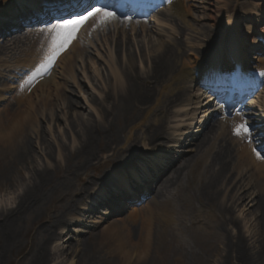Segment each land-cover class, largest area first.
I'll return each mask as SVG.
<instances>
[{
    "label": "rangeland",
    "instance_id": "obj_1",
    "mask_svg": "<svg viewBox=\"0 0 264 264\" xmlns=\"http://www.w3.org/2000/svg\"><path fill=\"white\" fill-rule=\"evenodd\" d=\"M215 1L219 5L218 9L216 10L212 6L211 10L205 11L204 5L201 4L202 0H189L188 3L192 6V11L187 17V25L181 21L179 22L176 16L171 13L160 16L159 22L146 23L145 25L151 28V32H132L133 36L139 37L137 39L132 37L133 46H139L148 56V50L151 45L147 47L143 40L146 39L148 41L151 39L154 30L161 33L166 32L168 37L172 36L181 38L183 41L186 40L188 44L187 47H184L187 51L190 50V45L192 44L193 47H198L196 51L205 52L207 61H210V58L213 59L214 54L217 52L220 42H226L230 36L233 38L237 36L244 42L245 49H248V65L256 66L258 64L257 58L261 57V55L264 56V50L263 54H261L259 49L262 47L257 48L255 46L256 37L260 34L258 30L249 31L248 28H251V24L248 19H260L256 15L254 8L264 5V0H211L214 5ZM204 12L209 15L210 19L204 18ZM262 15L264 16V10ZM258 27L259 29L263 28L264 23L258 24ZM177 30L184 36L180 37L177 35ZM103 40L104 42L107 41L108 45L105 43L103 45L101 41L98 42L96 46L101 49L98 53L94 49H89L88 54L83 57L82 61L77 63L72 76L70 75L69 82L65 86V90L63 89L64 86L60 87L61 98L54 101L55 108L57 107L59 110L57 113L59 117L52 122L45 118L39 122L42 137L41 141H37L34 134L32 135L35 140V147L33 148L34 153L32 152L33 158L29 161V167L28 163L24 166L16 167L15 160L17 156L15 157L13 152H2L0 149V212L16 206V198L19 194L17 189L19 190L23 183L28 181L26 179L30 176L29 171L34 172L36 167L39 169L47 167L49 180L51 181V184L43 190L42 202L30 213L22 215L19 220L16 219L15 245L11 251L5 253V257H3L0 264H31L33 255L39 250V245L45 238L44 232L49 230L52 222L59 217L65 216L68 220H73L72 216H68V211L76 202L79 206L78 214L86 216L80 224L70 223L66 227L64 234L49 242L48 264H122L124 250L116 251L115 245L118 242H120L119 244L127 242L128 248L130 246L134 248L136 245L141 246L145 242L149 244L148 257L146 256L147 258L141 264H221L222 261L218 257V253L223 249L222 244L227 242L229 231L234 236L237 234L238 229L235 227L236 225L231 226L223 222L226 212L222 209L221 201L225 197L228 204L231 205L228 200V192H223L221 196L219 195L220 198L210 199V201H208V196L201 194L202 186H204L209 175L207 174L208 168L204 160H199L197 163L195 161L191 168L185 171L184 176L176 186L167 187L161 196L157 197V190L161 187L164 176L169 174L168 172L182 166L184 160L198 157L196 155H199V150L196 149L195 145L208 132V129L203 132L200 131L204 129L201 126L202 123H200L201 118L205 116L203 112L210 109V107L204 108V106L208 105V101L204 99L205 97H200L201 104L195 115L184 117L185 120L192 122L193 126H190L192 129L187 132L186 136L189 134L187 138L182 139V146H179V148L177 146L170 147V149L169 138L176 134L173 129L175 126L179 125L182 127L185 125L186 122L184 124L178 123L185 114L183 112L179 114V109H172V112L166 114V117L161 111L158 112L161 113L158 116L165 117L168 121L165 129L166 138L160 139L156 146H144L143 137L147 139L151 129L148 130L144 128L142 123L139 125L136 122L133 125L132 134L134 136L137 135V139L131 140L128 144L122 142L115 151L107 150L106 141L103 138L104 130L107 126L105 121H111L114 131L120 130L128 122L124 117H116L115 114L112 116L113 112L110 111L113 110L107 104V99L103 101L114 85V79L108 70L110 63H112V61L109 62V52L113 50L114 41L121 42L123 36L108 34L107 37L103 35ZM143 45L144 48H142ZM13 47L11 46V48ZM3 50L4 45L0 43V57L4 55L2 53ZM14 53L9 50L6 54L8 55L7 59L13 57ZM123 56L124 53H121V63L124 62ZM203 61L206 60L203 59ZM63 65L64 62L61 67L57 68V82L61 77L60 73ZM136 65L139 71L142 72L149 67L146 62H141L139 59L136 61ZM0 70L1 73L5 71L4 68H0ZM0 82L1 85L12 83L3 79L1 75ZM182 86L184 87V85ZM262 89L264 91V86ZM47 93L49 95L54 93V91L53 89L47 91L46 88H43L32 96L31 101L37 102L42 96L47 98ZM194 93L198 95L195 89L192 92L188 91L185 94V99L187 100ZM15 95L16 93L14 92L7 95L4 98L5 100L0 102V110L6 106L13 109L15 106ZM258 98L259 96L253 101L254 110L249 111H254L255 113L259 110L263 111V99L258 101ZM68 102L75 104L72 109L66 108ZM106 110L107 112L105 113ZM102 115L103 124L100 122ZM156 116L154 115L151 119L154 120L158 117ZM175 116L176 118L174 119ZM77 117H82L85 120L92 119L98 124L101 123L99 130L102 131V135L96 132L95 140L91 146L94 156L98 157L99 161L95 160V166L92 168H88V164L85 161L86 155L78 152L77 147L79 145L74 140L76 133L79 131L78 128H75ZM145 117V114H142L139 120L142 121ZM254 119L258 120L259 118L255 117ZM210 120L211 118L206 116L203 125L217 126L216 122L219 119ZM181 121L183 122L184 120ZM260 124V121H257V125ZM198 128H200L199 131H197ZM146 130L149 132L147 133ZM229 132H231V129ZM43 141L50 146L51 151L48 149L45 151L46 146ZM148 143L146 141L145 144L148 145ZM59 145L62 147L61 149ZM123 146L126 147L122 149ZM130 151L132 152L129 154ZM138 151L141 154H138L139 156L133 159L134 152ZM164 151H169L166 154L169 165H165L161 170L160 165L153 163L152 160L157 154L163 155ZM253 151L255 150L253 149ZM48 153L50 157L46 159L45 156ZM236 154L237 151L234 153L235 157ZM261 161L263 162L262 159ZM129 162H132V167L140 175L143 183L148 179L146 178L147 175L152 176L150 174L155 173L153 179H148L151 187L145 196L147 200L144 201L143 199L141 202L135 203L137 198L128 202V204L135 203L139 206V211L134 216L133 222H128L130 219L128 216L130 208L121 205L123 197L118 199L119 202H115L114 206L120 208L118 210H116V207H109L107 203L103 204L102 202H105L106 198L92 213L80 210V208H85L83 200L79 201L84 189L89 186L91 181L100 183L101 179L107 174L109 175L108 179H111L102 185H105L108 195L116 198L121 197L114 191L116 185H110L114 181L111 174L113 171L117 173L128 172L125 166ZM20 168L27 169L23 170ZM154 170H159V172H153ZM131 177L132 175H128V180H131ZM242 183L244 181H241ZM102 185L99 184V186ZM155 187L156 190L154 189ZM257 187L254 184L244 190H247V193L254 199L257 197ZM90 193L92 194L90 199L96 198V202L103 198V196L96 195L95 189L91 190ZM90 199L85 204L93 207L94 205L92 206L91 204L94 202ZM239 204L237 203L232 215L240 224L241 231L246 236L251 253L255 254V256L260 255V260H258L257 264H264V226L262 227L258 224L260 214L259 212L250 213L252 209L248 211L247 208L245 212H242L244 209ZM255 204L256 202L253 203V207ZM104 210H108L109 213L106 211L108 214H100ZM165 214L173 220L165 218ZM94 217L99 219L98 224L92 223V218ZM215 219L216 221L214 222ZM54 231L57 234L61 233V229H55ZM6 233L0 226V248L5 244L6 235L9 234V232ZM49 234L52 233L48 232L47 235L49 236ZM135 260L138 261L137 258ZM226 264L238 263L235 259H232Z\"/></svg>",
    "mask_w": 264,
    "mask_h": 264
},
{
    "label": "bare ground",
    "instance_id": "obj_2",
    "mask_svg": "<svg viewBox=\"0 0 264 264\" xmlns=\"http://www.w3.org/2000/svg\"><path fill=\"white\" fill-rule=\"evenodd\" d=\"M21 1L24 0H0L1 25H11V20L15 19V8H17L19 2ZM188 1L189 0H170V11H167L166 14L171 13L172 15H175L179 22L181 21L187 25V17L192 11V6L188 3ZM201 4L204 5L205 11L211 10L212 6H214L217 10L219 6L217 2L214 5L211 0H202ZM261 10H264L263 5ZM261 10L259 7L258 9L254 8L257 15L262 12ZM205 13L206 12H204V18L210 19L209 15ZM79 15L81 14L75 12L74 14L57 21L55 23L56 25H53L52 23L50 26L37 27L28 30L27 35H24V37H28L26 41L30 43V47L23 51L20 47L17 49L16 46L14 51L12 50L15 52L13 57H10L9 59H7L8 55L6 54L9 52L10 44L15 38H17V35L12 40H9L7 47L4 48L3 52L1 51L4 55L0 57V68H4L5 71L1 73L0 70V75L3 79L12 83L1 85L0 82V85L2 86H0V102L5 100L4 98H6L7 95H10V93H16L14 108L11 109L6 106L4 109L0 110L1 151L13 152L15 157L17 156V159L15 160L16 167L24 166L27 163L29 167V161L33 158V148L35 147V140L32 138V135L34 134L37 141H41L42 137L39 122L44 118L52 122L55 118L59 117L57 115L59 110L57 107L55 108L54 101L61 98L60 96L62 94L60 92V87L64 86L63 89L65 90V86L67 82H69L77 63L82 61L83 57L88 54L89 49H94L96 53L100 52L101 49L96 45H98L97 43L100 41L103 45L104 43L107 44V41L104 42L105 39L103 40V35L107 37L108 34H113V36H123V40H121V42L114 41L115 45L113 50L112 52H109V62L112 61V63H110L108 70L112 75L111 77L114 79V85L112 89L108 91L103 101L107 99V104H109L111 110H113L110 111L113 112L112 116L115 114L116 117H124L127 119L128 123H126V125L120 130L114 131L111 121H105L107 126L105 127L103 138H105L106 141V149L115 151L117 150L118 145L122 142H126L128 144L131 140L137 139V135L134 136V134H132L134 128L133 125L136 122H138L139 125L142 123L144 128H147L148 130L151 129L150 133L146 130L148 138L146 139L143 137L142 141L144 146H156L160 139L166 138L165 129L168 119H165V117L166 114L172 112V109H179V114L183 112L185 115H183L181 120L184 121L182 122L180 120L178 123H186L182 127L178 125L173 128L174 133L176 134H173V137L169 138L171 145L169 148L177 146V148H179V146H182V139L185 137L187 138V132L192 129L190 126H193V123L185 120L184 117H189L190 115L194 116L198 111V107L201 102L200 95L198 96L195 93L191 94L186 100L185 94L188 91L192 92L195 88H197L195 90L197 93L200 91L198 83L201 79H203L208 70L205 67V63L208 62L205 52L202 53L196 51L198 47H193V44L190 45V50L187 51L184 47H187L188 44L186 40L185 42L181 38H174L172 36L168 37L166 32L161 33L154 30V32H152L153 40L152 38L148 41L146 39L143 40L145 41L147 47L151 45V48L148 50V57L147 53L139 48V46H133L132 37L134 39L139 37L133 36L132 32H151V28L149 26L142 24L140 26L133 27L129 25L127 26L125 23L119 25V23L115 22L114 19L105 22L107 21V17H105L102 12L98 13L96 17H90V20H88L81 31L83 34H81L82 41L80 40L77 44L75 43V45L71 48V51L64 54L56 67H53V60L59 54L55 47L58 46L60 40H54L50 43V45H48V40H50L53 36V31H57L58 25L63 24L66 20H77L81 17ZM159 19L160 18L158 17L156 21ZM248 20L251 24V28H248L249 31L258 30V33L262 35L261 38L258 36V40L255 41V46H257V48L263 47L261 43H263L264 40V27L259 29L257 25L261 22L264 23V17L261 20H256L254 18H249ZM176 34L180 37L184 36L183 34L181 35L178 30L176 31ZM24 37L21 36L19 39L21 40V38ZM30 37H33V40H31ZM43 37H47L49 39H43ZM19 41L15 42V45L19 44ZM243 44L244 42L237 36L234 38L230 36L226 42L223 41L219 43L218 51L220 56H222V61H218L229 64L230 66H232L233 63L236 64V68H232L225 64V69H227L225 74L229 76L231 80L235 74L238 75L239 73L243 77L241 79L246 80L249 76L252 78L250 75L251 73H255L257 74L256 77L264 80L263 55L257 58L258 64L256 66L246 65L247 68L244 69V71H246L241 73L240 70L243 64H248L249 61V58H247L248 49H245ZM142 48H144V45ZM263 50V48L259 49L261 54H263ZM121 53H124V62L122 63ZM216 53L213 58V63L218 59V54L216 55ZM43 57H45L44 60H42ZM47 57H49V63L47 67L44 68L43 65L45 64ZM13 59L15 60L12 61ZM138 59L149 65L146 71H139L136 65V61ZM203 59L206 61H203ZM63 62L64 65L62 67V72L60 73L61 77L59 78L58 83L56 80V71L58 67H61ZM214 77L216 79H220L221 75L215 74ZM29 81L31 82L29 83ZM182 85H184V87ZM43 88H46L47 91H51L53 89L54 93L49 95L47 93V98L42 96V98H39L37 102H32V96ZM259 97L258 101L263 99L264 109L263 90L261 91ZM74 105L75 104L73 102H68L66 108L72 109V106ZM159 111L165 115L164 118L158 116V114H161L158 113ZM211 111L212 110L203 112L205 116H203L200 120V123H202L201 126L205 122L208 112ZM106 112L107 110L105 113ZM142 114H145L146 116L144 120H142L143 122L139 120L141 119ZM154 115H157L160 118L158 119L156 116L157 118L152 120L151 118H153ZM259 116L262 117L261 115ZM100 118V122L103 124V115ZM175 118L176 116L174 119ZM241 118L242 117L239 116L234 118H227L223 116L216 122L217 126L210 127L209 125L207 128H204V130L208 129V132L202 136V138H200V142L195 145L196 149L199 150V155H196V157H198H194L195 159H186L184 160L182 166L174 168L171 172H168L169 174L164 176L162 179L163 182L157 192V197H160L167 187L176 186L179 183V180L184 176L185 171L191 168L195 161L197 163L199 160H204L206 167L208 168L207 174L209 175L204 186H202L201 194L208 196V201H210V199L215 200V198H220L219 195L221 196L223 192H228V200L231 202V205L228 204L225 197L221 201L222 209L226 212L223 222L228 223L231 226L236 225L235 227L238 229L237 234L234 236H232L231 231H229L227 234L228 238L226 239L227 242L222 244L223 249L218 253V257L222 261L221 264H226L232 259H235L238 264H257L258 260H260V255L255 256V254L251 253L246 236L243 231H241L240 224L237 219H235L232 215L237 203H240L239 205L244 209L242 212H245L246 208L248 211L252 209L250 213L259 212L260 217L258 218V224L262 227L264 226V161L262 162L261 158H258V155L254 153L255 151H253V145H241L239 138L233 137L228 131V129L232 126L236 127V125L240 122L243 124ZM101 123L98 124L92 119L85 120L82 117L76 118L75 128H78L79 131L76 133L74 140L79 145L77 147L78 152L86 155L85 161L88 164V168L95 166V160L99 161V158L94 156L91 146L95 140V133L97 132L102 135V131L99 130ZM199 130L200 128H198L197 131ZM146 141L149 142L148 145L145 144ZM43 144L46 146L45 151L46 149L50 150V146H48L44 141ZM236 145L237 148L240 149V153L237 152L235 157L234 153L237 151ZM125 147L126 146H123L122 149ZM59 148L61 149L62 147L59 145ZM166 148L168 147L166 146ZM131 152L132 151H130L129 154ZM168 152L169 151H164L163 155L157 154L152 160L153 163L155 162L160 165L161 170L168 164V157L166 156ZM134 154L133 159L141 153L138 151L136 153L134 152ZM48 157H50L49 153L45 156V158L49 159ZM132 162H129L125 166L128 172L122 171L117 173L116 171H113L111 174L114 181L113 184L110 183V185H116L114 188L115 190H113L121 197L116 198L108 195L105 185H102L111 179H108L109 175L107 174L101 179L100 183L91 181L89 186L84 189L79 201L83 200L84 203H82L85 208H80V210H83L86 213H92L95 208L102 203H107L109 207L115 208V202L123 197L121 205L127 206L128 208L130 207L128 211L130 219L128 222H133L134 216L139 211V207L129 206L125 200L136 199V196L139 193L143 194V191L150 188L151 183L148 179H153L155 173L150 174L152 176L147 175L146 178L148 179H146V182L143 183L140 175L132 167ZM20 169L25 170L27 168ZM155 171L156 170L153 172ZM156 172L158 173L159 170ZM48 174L49 170L47 167L42 169L36 167L34 172L29 171L30 176L26 179V181H28L23 183L19 190L17 189L19 194L16 198V206L9 210L0 212V220L2 219L0 226L5 230V232H9V234L6 235L5 244L0 248V263L2 262L3 257H5V253L11 251L15 245L16 219L19 220L22 215L30 213L39 205L40 202H42L43 190L51 184ZM128 175H132V181L128 180ZM241 181H244V183L241 184ZM115 182L116 184H114ZM99 184L102 186H99ZM254 184L256 187L258 186V192H256L257 197L253 199L252 196L247 193V190L244 189L249 186L251 187V185L253 186ZM93 189H95L97 196H103V198L98 202H96V198L90 199L92 196L90 191ZM154 189L156 190V187ZM105 198V202H102ZM88 199L94 202L91 204L92 206L94 205L93 207H90L89 204H85ZM254 202H256V204L253 207ZM118 209L120 208L116 207V210ZM106 211L109 213L108 210H104L100 214H108ZM78 212L79 206L76 202L68 211V216H72L73 220H68L65 216H62L52 222L50 229L47 230L52 234H49L48 236V232H44L45 238H43V241L40 243L39 250L33 255L31 264H48L49 257L47 252L49 249V242L57 236L64 234L66 227H68L70 223L80 224L81 221L84 220L86 215H79ZM164 216L168 220H173L167 216V214ZM92 219V223H99L98 218L94 217ZM215 221L216 219L214 222ZM55 229H61V233L57 234V232L54 231ZM119 243L120 242L116 243L115 248L118 249H116V251L124 250L122 264H141L142 261L148 257L147 255L149 254L150 248L149 244H146V242L141 246L136 245L134 248L131 246L128 248L127 242H121V244ZM135 258H137L138 261H136Z\"/></svg>",
    "mask_w": 264,
    "mask_h": 264
},
{
    "label": "snow or ice",
    "instance_id": "obj_3",
    "mask_svg": "<svg viewBox=\"0 0 264 264\" xmlns=\"http://www.w3.org/2000/svg\"><path fill=\"white\" fill-rule=\"evenodd\" d=\"M102 12H103L102 9H100V8H95L93 11L87 13L86 15H83V16L79 17L77 20H71V21H69V22L66 23V24H60V25H58V26H57V31H58L59 29H65V28H68V27H70L71 25L82 24V23L86 22V21L89 19V17H96V15H97L98 13H102ZM103 15H104L105 17H107V21H105V22H108V21H110V20L116 18V17H115V14H114V13H111V12H103ZM30 82H31V81H29V83H30ZM240 128H242V129L244 130V133H245V134H247V133L249 132V128L245 127L244 125H240ZM236 134H237V135H240V131L237 130ZM257 155H258V158H264V157H260V156H259V153H257Z\"/></svg>",
    "mask_w": 264,
    "mask_h": 264
}]
</instances>
